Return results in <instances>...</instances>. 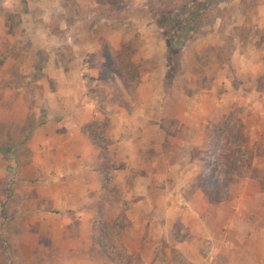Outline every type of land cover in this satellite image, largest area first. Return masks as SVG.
Returning a JSON list of instances; mask_svg holds the SVG:
<instances>
[{
  "label": "rangeland",
  "instance_id": "374dc122",
  "mask_svg": "<svg viewBox=\"0 0 264 264\" xmlns=\"http://www.w3.org/2000/svg\"><path fill=\"white\" fill-rule=\"evenodd\" d=\"M54 122L90 135L95 221L143 264H264V0H0V264L7 204L57 170Z\"/></svg>",
  "mask_w": 264,
  "mask_h": 264
},
{
  "label": "crops",
  "instance_id": "0c3cea01",
  "mask_svg": "<svg viewBox=\"0 0 264 264\" xmlns=\"http://www.w3.org/2000/svg\"><path fill=\"white\" fill-rule=\"evenodd\" d=\"M61 126L54 122L38 129L40 139L48 135L46 144L61 147V155L53 156L55 175L54 170L44 172L40 180L38 174V185L20 188L16 202L6 206L8 216L1 219L8 264H112L92 253L93 223L103 195L99 151L83 126L74 124L69 133ZM114 128L110 125V135ZM50 130L56 131L50 135Z\"/></svg>",
  "mask_w": 264,
  "mask_h": 264
},
{
  "label": "trees",
  "instance_id": "16d2710c",
  "mask_svg": "<svg viewBox=\"0 0 264 264\" xmlns=\"http://www.w3.org/2000/svg\"><path fill=\"white\" fill-rule=\"evenodd\" d=\"M119 58L120 56L109 48L105 54L106 69L108 73L116 72L126 91H135L141 84L140 72L126 58L121 57L123 61L119 64ZM117 64L120 68H117ZM208 199L218 203L222 200V196L213 197L208 195ZM98 231L101 233L100 236H98ZM92 235L95 242L102 247L104 254L112 261L118 264H143L141 256L129 250L119 235L115 237L108 234L100 219L93 224Z\"/></svg>",
  "mask_w": 264,
  "mask_h": 264
}]
</instances>
